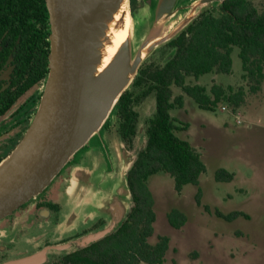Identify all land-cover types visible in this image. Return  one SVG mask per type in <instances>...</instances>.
Segmentation results:
<instances>
[{"label":"water","instance_id":"water-1","mask_svg":"<svg viewBox=\"0 0 264 264\" xmlns=\"http://www.w3.org/2000/svg\"><path fill=\"white\" fill-rule=\"evenodd\" d=\"M214 1L224 0L195 2L182 19H177V0H143L142 7L134 11L130 0H46L51 29L48 74L30 125L0 162V220L42 193L69 160L91 138L100 135L139 67L156 49L186 30ZM125 17L130 20L127 35L104 63L105 50L112 45V32L123 28ZM105 140L117 160V179H122L124 186L111 192L93 187L103 160L100 154L94 168L78 167L73 171L66 201L70 213L59 228L71 229L76 217L90 209L104 217L107 224L95 233L51 247L64 255L115 232L133 206L127 173L141 150L130 154L117 131ZM100 181L114 182L104 176ZM123 193L127 197H121ZM49 249L2 264H45Z\"/></svg>","mask_w":264,"mask_h":264},{"label":"trees","instance_id":"trees-1","mask_svg":"<svg viewBox=\"0 0 264 264\" xmlns=\"http://www.w3.org/2000/svg\"><path fill=\"white\" fill-rule=\"evenodd\" d=\"M253 1L226 0L218 12L200 16L165 44L172 52L163 65L147 64L145 61L139 67L137 75L108 118L113 112L116 114L119 119L117 132L124 141L129 142L136 135L138 114L134 106L148 95H154L155 112L147 122L146 145L127 173L133 206L115 232L50 264L165 263L169 239L162 235L154 237V198L148 180L157 174L168 175L173 179L174 190L180 193L187 185L197 187L206 170L201 155L178 135L188 126L172 116V111L182 108L184 104L183 95L174 96L173 88L180 89L202 111L214 112L222 103L239 107L245 97L242 88L224 89L213 85L206 89L199 84L186 83L189 77L199 79L210 73L230 74L233 64L231 55L233 49L237 48L241 77L250 83L251 92L258 91L264 77V12H260ZM46 14L49 17L48 11ZM47 74L45 71L43 82ZM41 95L42 91L38 94L35 111ZM233 175L220 169L215 179L228 182ZM215 215L226 222L239 217L247 218L236 211L225 215L216 210ZM167 219L172 227L179 228L185 223L186 216L172 209Z\"/></svg>","mask_w":264,"mask_h":264},{"label":"rangeland","instance_id":"rangeland-1","mask_svg":"<svg viewBox=\"0 0 264 264\" xmlns=\"http://www.w3.org/2000/svg\"><path fill=\"white\" fill-rule=\"evenodd\" d=\"M253 4L264 12V0H254ZM140 7L141 2L136 1V10ZM185 13L186 10L176 11L175 18L182 19ZM138 31L137 24L136 34ZM171 52L172 49L163 45L145 63L163 65ZM237 54L238 49L234 48L230 74L210 73L199 79L189 77L186 83L199 84L206 89L213 85L224 89L242 88L245 97L239 107L222 103L214 112L202 111L180 89L173 88L174 96L182 94L185 101L181 109L172 111V116L182 123H188L187 131L178 132V135L190 141L201 155L206 170L197 187L187 185L180 193L174 190L173 179L168 175L157 174L148 180L154 198V237L162 235L169 239L164 264H264V77L258 91L251 92L250 83L241 77V63ZM221 106H226L230 112H221ZM134 109L138 120L133 143L126 147L130 154L145 147L147 122L155 112L154 95L142 99ZM231 113L239 114L243 123L237 125ZM111 117L113 126L109 134H114L119 120L114 112ZM88 150L91 158H87L84 167L94 168L97 154L102 158V152H105L104 143H95L93 139ZM108 153L109 159L105 154L107 162L102 160L93 181L94 186L100 184L98 189L101 192L118 191L124 186V181L117 179V160L110 150ZM220 169L234 174L233 179L228 182L216 181V173ZM100 176L113 179V184L100 181ZM121 197L125 198L127 194L123 193ZM70 208L67 204L64 211L66 216ZM172 209L186 216L185 223L179 228L172 227L168 222L167 214ZM90 210L76 217L72 230H79L80 224L98 216L96 211ZM216 210L225 215L242 212L247 218L239 217L226 222L216 217ZM25 250L30 251V248L26 246ZM62 255L50 253L48 262L56 261Z\"/></svg>","mask_w":264,"mask_h":264},{"label":"flooded vegetation","instance_id":"flooded-vegetation-1","mask_svg":"<svg viewBox=\"0 0 264 264\" xmlns=\"http://www.w3.org/2000/svg\"><path fill=\"white\" fill-rule=\"evenodd\" d=\"M136 1L143 5V0H130L133 11ZM198 1L177 0L174 9L187 11L190 5ZM225 1L212 2L194 21L202 15L218 12ZM46 13V0H0V162L23 137L28 121L36 112L38 94L44 89L46 81L43 82V76L45 71L48 73L51 47L50 21ZM111 122L110 118L100 135L91 138L42 193L0 220V264L31 256L47 248H50L47 264L57 263L64 255L48 262L50 253H62L51 247L69 243L105 227L106 219L95 216L92 221L80 224L79 230L59 228L66 217L67 190L73 171L84 167L87 158H91L88 148L93 139L95 143H104L102 158L106 161L107 155L109 159L104 134L110 133ZM135 136L129 142L123 140L126 147L132 145ZM99 185L97 183L93 187L98 188ZM26 246L30 251L25 250Z\"/></svg>","mask_w":264,"mask_h":264},{"label":"bare ground","instance_id":"bare-ground-1","mask_svg":"<svg viewBox=\"0 0 264 264\" xmlns=\"http://www.w3.org/2000/svg\"><path fill=\"white\" fill-rule=\"evenodd\" d=\"M130 28V20L128 17H125L124 26L121 29H118L117 31L112 32V45L107 47L105 50V56L103 62H108L109 58L113 55L117 47L122 44L124 41L127 32Z\"/></svg>","mask_w":264,"mask_h":264},{"label":"built area","instance_id":"built-area-1","mask_svg":"<svg viewBox=\"0 0 264 264\" xmlns=\"http://www.w3.org/2000/svg\"><path fill=\"white\" fill-rule=\"evenodd\" d=\"M220 111L221 112H230V110H228L226 108V106H221L220 107ZM232 114V113H231ZM233 115V118H234V122L237 124V125H241L243 123V121L241 120V116L239 114H235L234 113L232 114Z\"/></svg>","mask_w":264,"mask_h":264},{"label":"crops","instance_id":"crops-1","mask_svg":"<svg viewBox=\"0 0 264 264\" xmlns=\"http://www.w3.org/2000/svg\"><path fill=\"white\" fill-rule=\"evenodd\" d=\"M185 101V100H184ZM184 105V104H183ZM181 109V108H180ZM111 119H112V117H111ZM185 124H187V126H188V123L187 122H184ZM188 128V127H187ZM185 131H187V130H185ZM110 132H112V130L110 131ZM101 133V132H100ZM109 133H106V134H104V136L105 137H107V135H108ZM183 138L184 139H186L189 143H190V141L185 137V136H183ZM191 144V143H190ZM80 184H86L85 182H81L80 181Z\"/></svg>","mask_w":264,"mask_h":264}]
</instances>
